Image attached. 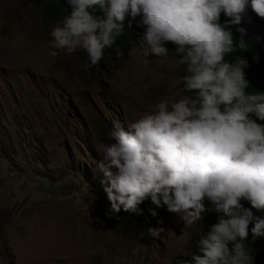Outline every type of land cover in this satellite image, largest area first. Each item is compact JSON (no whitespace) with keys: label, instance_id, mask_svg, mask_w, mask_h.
<instances>
[{"label":"clouds","instance_id":"1","mask_svg":"<svg viewBox=\"0 0 264 264\" xmlns=\"http://www.w3.org/2000/svg\"><path fill=\"white\" fill-rule=\"evenodd\" d=\"M39 1L46 5H36ZM25 3L58 22L49 33L54 49H83L85 68L95 66L131 23L138 27L143 57L174 51L176 63L185 65L183 94L154 102L127 130L114 119L107 133L111 142L97 151L107 179V214L123 220V226L136 223L146 238L158 235L154 224L161 214L176 213L184 225L201 220L190 239L191 252L177 255L172 264H253L244 243L264 237V123L257 122L264 121V91L246 92V60L225 56L236 47L229 25H239L248 8L264 18V0ZM221 13L230 18L223 24ZM236 31L238 47L246 48L245 29ZM146 198L155 206L148 209L152 216L140 223L123 218L127 212L142 214L145 203L139 205ZM161 206L169 212L156 213ZM144 222L146 227L138 229Z\"/></svg>","mask_w":264,"mask_h":264},{"label":"rangeland","instance_id":"2","mask_svg":"<svg viewBox=\"0 0 264 264\" xmlns=\"http://www.w3.org/2000/svg\"><path fill=\"white\" fill-rule=\"evenodd\" d=\"M25 1L0 0V264H172L189 254L201 220L161 214L146 238L107 214L97 152L114 119L127 130L183 94L185 65L171 49L143 57L137 41L92 71L83 49L52 47L58 22Z\"/></svg>","mask_w":264,"mask_h":264},{"label":"trees","instance_id":"3","mask_svg":"<svg viewBox=\"0 0 264 264\" xmlns=\"http://www.w3.org/2000/svg\"><path fill=\"white\" fill-rule=\"evenodd\" d=\"M38 4L42 6L46 5L45 2L41 1L36 2V5ZM228 19L230 18L224 16L223 13H221L219 22L223 24ZM229 27L232 30L233 42L234 46L236 47L234 52L225 56V59L233 61L236 58H244L246 60L244 73L249 84L245 91H264V18L257 16L250 8H248L243 14L240 24L229 25ZM237 27H243L245 29V32L243 33V39L247 47L244 49L239 48L237 45V39L241 36V34L236 31ZM135 28L138 27L134 23H131L129 26H124L123 34L116 38L115 43L111 47H107L103 50V56L100 61L95 66H90V68L103 69L108 65H114L116 58L119 55H125L128 52L131 44L138 41V32L135 31ZM117 53H119V55ZM253 118L255 119V117ZM257 122L264 123V121ZM143 204L144 206L140 207L144 210L142 214L134 216L132 213L127 212V215L125 214L123 218H125L127 221H130L132 218L134 220L138 219L137 222L140 223L143 222L147 216H152L148 209L155 208V206L151 204L150 199L146 198L139 206H142ZM108 207L110 208V206ZM161 211L169 212L166 210L165 206L156 208V213ZM114 218L116 222L119 221L117 217ZM207 218L208 216L205 217V220H207ZM124 229L137 232L136 223L132 225V227L124 226ZM244 246L251 254L253 258V264H264V237H254L248 243H244Z\"/></svg>","mask_w":264,"mask_h":264}]
</instances>
